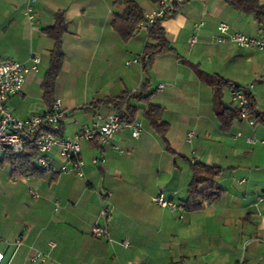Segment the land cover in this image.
<instances>
[{"label": "crops", "instance_id": "0c3cea01", "mask_svg": "<svg viewBox=\"0 0 264 264\" xmlns=\"http://www.w3.org/2000/svg\"><path fill=\"white\" fill-rule=\"evenodd\" d=\"M127 1L136 2L144 16L157 8L156 0H0V59H40L22 93L7 98L11 115L26 120L50 107L42 85L54 44L43 30L61 13L67 24L64 61L51 100H60L64 119L55 134L71 138L92 126L97 113L114 112L94 109V102L139 93L145 82L149 103L160 108L168 126L162 139L144 117L146 103L132 101L139 136L133 138L125 124L103 148L95 140L81 141L83 178L72 172L23 175L14 171L9 151H0L4 263L264 264V208L257 201L264 193V147L246 143L247 137L264 140V52L216 41L220 23L228 34L263 40L264 25L222 0H185L161 23L172 51L155 57L146 74L140 62L126 63L139 59L147 33L135 30L123 40L111 26L125 14ZM254 1L264 7V0ZM192 36L197 41L189 46ZM211 75L248 89L259 116L252 117V126L239 118L227 87L222 105L232 117L216 114L213 89L204 79ZM190 132L195 137L188 144ZM99 158L105 162L92 163ZM48 159L65 163L57 149ZM191 160L220 169L215 181L222 197L195 211L154 204L158 193L180 206L186 201ZM102 209L108 217L100 215ZM94 227L106 234H92Z\"/></svg>", "mask_w": 264, "mask_h": 264}, {"label": "built area", "instance_id": "2783aa9c", "mask_svg": "<svg viewBox=\"0 0 264 264\" xmlns=\"http://www.w3.org/2000/svg\"><path fill=\"white\" fill-rule=\"evenodd\" d=\"M184 2L185 0H156V10L145 15L144 19L137 24L136 30L147 33L156 19L172 13L177 5H182ZM26 15L28 20L32 19L30 8H27ZM216 30L218 33L216 41L218 43L228 41L238 48L257 49L264 52L263 39L237 33L228 34L229 28L225 23H220ZM196 41V37L192 36L188 42L189 46H193ZM139 62V59L135 58L127 62L126 65ZM39 63L40 59L38 56H31L28 64L10 59H0V151L7 150L13 155H22L25 153L27 137L30 136L35 142L36 157L34 162L38 168L51 175L72 172L77 177L83 178L82 169L84 164L81 158L80 142L95 140L103 148L110 143L114 134L123 125L119 122V116L115 111L108 114L97 113L92 126L81 127L71 138L58 137L54 129L64 119V110L59 99H53L50 107L40 115L32 116L26 120L15 118L7 110L6 100L10 96L22 93L26 76L35 73ZM161 88L162 86H159V89ZM229 94L239 118L249 126H252L254 120L250 115L249 102L244 90L231 89ZM125 126L131 129L133 138L138 137L142 131L141 124L138 122L126 124ZM194 137V132L188 133L186 142L190 144ZM246 143L251 146L261 145L264 147V140L254 137H247ZM54 149H57L59 156L65 160L64 164L55 165L48 159V155ZM113 149L120 152L119 148L115 146ZM104 162L103 158L92 160L93 164H103ZM191 163H194V161L191 160ZM257 201L264 208V193L258 197ZM152 202L163 208L182 211L180 205L166 199L162 193L156 194L152 198ZM100 215L104 218L108 217L107 209H102ZM91 231L96 236L106 234L105 230L98 227L92 228ZM121 244L128 246L127 242H122ZM0 264H8L4 263V255L2 253H0Z\"/></svg>", "mask_w": 264, "mask_h": 264}, {"label": "trees", "instance_id": "16d2710c", "mask_svg": "<svg viewBox=\"0 0 264 264\" xmlns=\"http://www.w3.org/2000/svg\"><path fill=\"white\" fill-rule=\"evenodd\" d=\"M224 3L233 7L234 9L251 15L259 25H264V7H259L254 0H222ZM181 5H177L175 10L166 14L162 18L156 19L150 29L147 32L148 42L144 45L143 51L139 56V61L142 65L143 71L147 74L153 59L157 56L164 55L172 51L169 47L168 41L165 37L164 30L161 26L162 21L165 19L173 18ZM144 19V15L134 1L126 2V11L122 17H115L111 20L112 28L119 34L123 40L131 38L135 34L137 24ZM66 22L61 13L55 16L53 25L43 30L48 39L53 42V48L50 51V62L45 74V79L42 85L43 98L51 105V96L54 88L55 81L61 71L64 56L62 53V36L66 32ZM208 84L212 87L214 97V110L218 116H224L226 113L225 108L222 105V90L223 88L241 89L244 90L250 108L251 117L259 118L255 113L254 99L251 94L234 84L223 80L219 76L211 75L204 78ZM149 83L145 82L139 93H125L119 97L113 99L102 100L94 102L92 106L94 109L100 107H107L115 111L119 116V122L122 125L132 124L135 122L136 113L138 108L132 104V101L146 103V109L144 110V117L149 121L150 127L156 131V133L164 139L167 131V124L160 118V108L149 103V97L151 93L147 91ZM236 116V113H233ZM226 116V115H225ZM228 117H232L231 113H228ZM226 116V117H227ZM94 141V140H93ZM34 139L30 136L27 137V144L25 146V153L22 155H13L7 152L9 160L14 165V171L23 175L36 176L43 174L45 171H41L35 164L34 159L36 157V148ZM97 143V141H96ZM98 144V143H97ZM169 150V147H167ZM192 178L187 188L186 201L181 205L184 210L195 211L198 210L202 204H213L217 202L223 195V191L218 187L215 179L220 174V169L217 167L206 166L200 163H192Z\"/></svg>", "mask_w": 264, "mask_h": 264}]
</instances>
